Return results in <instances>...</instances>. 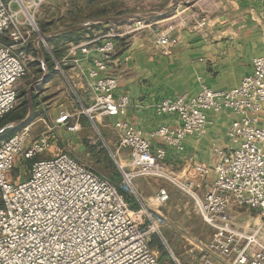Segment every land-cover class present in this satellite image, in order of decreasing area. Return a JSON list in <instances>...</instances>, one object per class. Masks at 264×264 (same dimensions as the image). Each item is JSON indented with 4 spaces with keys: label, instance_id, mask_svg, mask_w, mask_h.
<instances>
[{
    "label": "built area",
    "instance_id": "built-area-1",
    "mask_svg": "<svg viewBox=\"0 0 264 264\" xmlns=\"http://www.w3.org/2000/svg\"><path fill=\"white\" fill-rule=\"evenodd\" d=\"M15 1L18 10L12 8ZM47 1L0 0V117L17 104V82L26 70L25 47L33 32L39 31L31 10L35 12ZM20 13L25 15L24 20L19 18ZM134 30L131 27L120 34L105 33L73 43L69 49L68 56L79 50L88 53L92 48L100 53L89 69L94 103L82 105L92 123L98 114L121 117L127 112L130 98L116 95L118 79L107 70L116 54V38ZM95 40L100 43L90 47ZM178 41L169 31L158 38L165 51ZM67 60L65 57L61 62ZM41 63L46 64L43 60ZM56 65L64 73L57 60ZM226 109L234 114L227 133L229 146L214 145V163L192 167L193 174L202 177L215 174L203 195L195 198V206L204 221L218 229L209 249L226 264H264V241L234 229L227 212L231 207H249L264 215V56L256 57L252 72L231 88L214 89L203 84L196 94L179 93L158 102L157 114H173L179 121L173 126L160 125L151 133L161 144L155 145L153 138L128 120H116L113 126L120 144L130 151L128 163H121L113 155L121 172L118 185L67 151L35 159L52 147L49 130L33 139L30 127L25 126L2 140L0 264H160L149 238L160 233L162 215L152 211L136 179L162 173L167 147L182 151L187 136L204 132L208 112ZM69 116L66 113L56 121L65 125ZM77 128L78 124L67 125L69 131ZM18 157L22 161L35 159L23 179L12 175ZM169 175L176 176L171 171ZM183 188L191 190L193 182L185 181ZM169 197L162 187L151 200L161 206ZM134 201L139 204L137 208L131 206ZM243 237L244 245L240 244ZM201 260L202 264H219L209 253Z\"/></svg>",
    "mask_w": 264,
    "mask_h": 264
},
{
    "label": "crops",
    "instance_id": "crops-1",
    "mask_svg": "<svg viewBox=\"0 0 264 264\" xmlns=\"http://www.w3.org/2000/svg\"><path fill=\"white\" fill-rule=\"evenodd\" d=\"M147 1L154 4L155 8H159L161 2ZM172 2L174 0H170V4ZM175 4L182 7L177 15L178 19L170 21L175 17L165 16L162 10H155L156 16H162L155 20L160 25L150 27L145 22L142 25L135 24L132 26L135 29L131 32L133 35H130V40L124 47L121 40H116V54L109 63L107 74L118 79L116 95H128L130 105L126 114L121 117L98 114L94 121L105 132L108 127L113 129L119 143L120 135L113 125L116 120L123 118L143 129L147 137L153 138L155 145L161 144V140L152 137L151 133L160 125L173 126L179 121L173 114H157L155 105L158 102L179 93L196 94L203 84L214 89L231 88L252 72L256 57L264 56V0H176ZM170 27L173 28L169 29ZM160 28L179 39L177 44L167 47V51L158 44V38L162 34L159 32ZM94 45L96 44L90 47ZM99 56L100 53L93 48L88 53L79 50L77 54L68 56L67 63L62 62L66 68L64 73L58 70L44 72L38 88L43 95H49V98L44 97L40 106L42 111L37 115L41 126L49 119L53 125L60 127L56 134L51 133L52 147L59 149V143L65 135V138L73 139L71 134L74 131H64V124L56 121L66 112L69 114L71 94L81 97L85 101L84 105L94 103L95 92L91 88L89 69L94 58ZM208 115L209 123L204 132L201 135L187 136L182 151L167 147L165 158L166 168L181 181H192L193 188L201 195L215 174L210 172L202 177L193 174L192 167L197 163L212 165L215 161L214 145L222 148L229 146L227 133L234 118L232 111L227 109L210 111ZM261 125L264 126V116L261 117ZM116 151L119 158H130L127 147L120 144ZM55 153L57 152L52 150L46 151L41 158ZM140 178L136 179V183ZM138 205L133 207L137 208ZM232 208L235 207L230 209ZM167 213L171 216L175 214L174 209ZM202 222L206 225L203 220ZM212 231L215 235L216 230ZM191 233L192 237L204 238L205 232ZM200 241V251L194 252L191 247L184 245L182 249L179 245L175 252L183 257L185 264H192V259L200 264L199 260L205 253L211 254L219 264H226L225 259L209 249V240Z\"/></svg>",
    "mask_w": 264,
    "mask_h": 264
},
{
    "label": "rangeland",
    "instance_id": "rangeland-1",
    "mask_svg": "<svg viewBox=\"0 0 264 264\" xmlns=\"http://www.w3.org/2000/svg\"><path fill=\"white\" fill-rule=\"evenodd\" d=\"M168 5L170 6L168 7ZM19 7L16 1L12 3L13 10H18ZM155 10H162L165 16L175 17L170 20L174 21L179 18L177 15L182 7H177L175 1L170 4V0H161L159 8H155L154 4H150L147 0H49L37 8L35 12L32 9L31 12L35 16L39 31L33 32L29 44L25 47L26 57L24 62L26 70L17 82L18 101L13 110L4 116L2 115L5 119L4 123L0 124V129L9 122L25 119L28 116L30 111L29 94L33 104L32 117L27 123L15 128H8L0 133V143L25 126L30 127L33 139L47 133V130L56 134L60 127L53 125V122L49 119L41 126L37 115L42 111L40 106L44 97L49 98V95H43L38 88L44 72L60 71L56 68V60L60 62L64 70L65 67L62 65L61 60L65 57L68 59L69 49L73 43L93 40L105 33L120 34L131 29L135 24H142L143 22L150 24V27L157 25L158 21L155 20H159L162 16H156ZM107 17H115V19L102 20ZM19 18L24 20L26 17L23 13H20ZM162 31L166 32L167 30L160 28L159 32L163 33ZM39 32L45 37L47 44L42 41ZM130 35L133 34L127 33L118 36L116 39L121 40L124 47L127 41L130 40ZM95 41L93 44L100 43V41ZM42 60L46 63L45 66H42ZM71 95L70 109L68 110L70 116L62 127L65 131L67 125L78 124V128L71 134L73 139H67L65 135L59 143L60 148L53 146L50 151L59 152L62 150L69 152L86 166L109 177L118 185L121 180V172L113 155L118 160L120 159L121 163H128L130 158L125 156L119 158L116 149L120 143L113 129L108 127V131L105 132L100 125L89 121L88 116L83 112L82 105L85 101L75 93ZM18 115L19 117H16ZM42 155H37L35 159L41 158ZM35 159L22 161L18 157V162L12 172L14 178L23 179L27 177L31 164ZM161 171L162 173L159 172L156 175L141 177L140 181L136 183V186L146 198V202L152 206V211L153 209L157 210L163 219L160 223V233L151 234L149 242L160 264H185L183 257L175 252V248L177 249L180 245L182 249L186 246L191 247L194 252L200 251L198 248V246H202L200 240L212 242L218 229L205 222L197 211L195 198H199L201 193L194 188H191V190L190 188L189 190L183 188L185 181H181L177 175H169L167 168ZM162 187L168 190L170 197L166 203L158 206L152 203L151 197ZM136 204L138 205L134 201L131 206L133 207ZM172 209L175 212L174 216L167 213L168 210ZM227 212L232 217L234 229L245 230L247 235L264 241V215H260L258 210L249 207H235L227 210ZM201 219L206 225L203 224ZM212 229L216 230L215 235H213ZM207 230H211V232ZM191 231H204V238L192 237ZM211 237L213 238L209 239ZM245 243L243 237L240 244L244 245ZM190 261H194L192 264H197L194 259ZM199 261L202 264V260Z\"/></svg>",
    "mask_w": 264,
    "mask_h": 264
},
{
    "label": "water",
    "instance_id": "water-1",
    "mask_svg": "<svg viewBox=\"0 0 264 264\" xmlns=\"http://www.w3.org/2000/svg\"><path fill=\"white\" fill-rule=\"evenodd\" d=\"M174 1H176V0H174ZM112 19H115V17H107V18H104L102 20H112ZM29 107H30V111H29L28 116L25 119L16 120V121H13V122H10V123L6 124L5 126H3L0 129V133L4 132L8 128H15V127H17V126H19L21 124H25L31 119L32 111H33V104H32V100H31V95L30 94H29Z\"/></svg>",
    "mask_w": 264,
    "mask_h": 264
},
{
    "label": "trees",
    "instance_id": "trees-1",
    "mask_svg": "<svg viewBox=\"0 0 264 264\" xmlns=\"http://www.w3.org/2000/svg\"><path fill=\"white\" fill-rule=\"evenodd\" d=\"M13 109H14V108H13ZM13 109H12V110H13ZM9 112H10V111H9ZM6 114H7V113H6ZM4 115H5V114H4ZM4 115H3V116H4ZM3 116H2V117H3ZM2 117H0V118H1V119H0V124H1V123H4V119H5V118H4V117L2 118ZM16 117H19V115L16 116ZM20 117H21V116H20ZM17 119H18V118H17ZM0 127H1V126H0ZM1 204H2V199H1V195H0V205H1ZM151 244H152V243H151Z\"/></svg>",
    "mask_w": 264,
    "mask_h": 264
}]
</instances>
